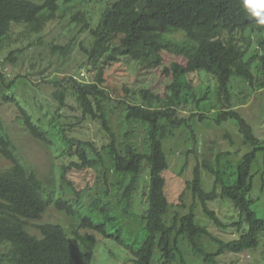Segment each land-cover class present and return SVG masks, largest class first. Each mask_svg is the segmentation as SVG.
<instances>
[{"label":"trees","instance_id":"1","mask_svg":"<svg viewBox=\"0 0 264 264\" xmlns=\"http://www.w3.org/2000/svg\"><path fill=\"white\" fill-rule=\"evenodd\" d=\"M96 1L0 0V51L15 27L41 34L49 23L71 14V24L80 25V32L91 39L89 46L81 43V50L93 75L90 83L75 77L65 79L66 85L59 83L52 94L59 108L50 128L35 122L15 97L2 95L4 89L14 91L16 82L0 75V97L19 108L36 139L53 148L59 181V190L48 187L0 123V155L11 162L0 171V264H95L102 244L115 257L122 252L133 264H194L190 251L201 264H223L227 254L248 252L258 254L248 264H264V214L255 209L258 200L253 195L260 157L264 165V138L233 104L239 83L251 93L264 91V28L245 16L239 0H99L106 5L93 25L90 11L79 8ZM71 45H53L52 50L68 53ZM23 51L12 50L2 62L16 63L17 53ZM128 64L141 74L160 73L164 89H156L154 83L132 93L125 84L121 97H115L109 73ZM199 84L205 89L202 97ZM71 98L85 119L104 130L101 144L69 134L56 120ZM213 98L215 115L181 117L183 108L198 110ZM196 119L217 126L234 124L250 148L233 167L222 158L232 153L204 159L186 187L216 227L234 228L238 238L228 242L202 225L194 209L171 214L166 145L185 127L197 149L201 141ZM89 170L102 172L104 187L85 208L81 197L89 188L78 187L75 177ZM203 171L214 178L211 190ZM218 202L232 206L230 223L211 208ZM52 208L72 223L43 222ZM205 237L217 251L201 244Z\"/></svg>","mask_w":264,"mask_h":264},{"label":"rangeland","instance_id":"2","mask_svg":"<svg viewBox=\"0 0 264 264\" xmlns=\"http://www.w3.org/2000/svg\"><path fill=\"white\" fill-rule=\"evenodd\" d=\"M43 3L44 0H33ZM106 5V1L97 0L95 3H86V7L81 10H89L91 22L96 25L101 13ZM79 9L74 10L75 12ZM81 26L71 24V14L65 19L49 23L41 34L31 32L25 26L15 27L11 39L2 46L0 51V75L4 74L7 79L14 80L16 86L14 91L4 89L2 95L8 93L15 97L20 105L29 113L35 122L40 120L46 127L59 108V104L53 99L52 94L59 89V83L69 77H75L80 82L90 83L93 75L88 72L86 57L81 50V43L89 46L91 39L87 32H80ZM42 35V42L39 44V37ZM72 43L68 53L53 52V45L66 46ZM29 44H31L29 46ZM27 47V48H26ZM24 49L22 53H17L16 63L2 62V56L8 55L12 50ZM134 65H124L116 71H110V85L116 89L115 97L122 95V87L126 84L131 92L139 91L142 86H152L158 90H163L166 81L160 73L141 74L136 72ZM64 85H66L63 82ZM204 88L201 84L197 87L200 97L203 96ZM129 99V98H128ZM130 100V99H129ZM234 109L239 111L251 124H253L260 137L264 138V91L251 93L248 86L239 83L235 87L233 96ZM217 100L200 104L198 110L192 107L183 108L181 117L189 120L194 113L204 114L211 117L218 110ZM216 106V107H215ZM58 123L66 131L80 139L94 141L101 144L104 140V130L99 123L85 119L78 109L77 104L71 98L66 105L62 106L58 115H55ZM118 116H114L116 123ZM194 127L201 144L196 149L187 129L184 127L178 131L174 140L166 145L169 156L170 168L166 172L167 194L172 204L171 214L189 213L194 209L199 222L204 225L215 237L225 242L238 238V234L233 229L218 228L204 213L203 207L198 200H195L192 191H186L189 181L193 179L195 167L202 163L204 159L214 160L218 155L232 153L230 156L223 155L222 158L229 160V167L237 165L244 154L250 148L243 142L237 127L234 124L217 126L207 119H196ZM0 123L6 128L19 154L25 162L35 169L46 185L52 189H58V172L55 168L53 148L41 140L36 139L26 128L22 114L13 103L4 101L0 97ZM195 150V152H193ZM11 166V162L0 155V171ZM255 190L254 197L258 200L255 209L260 214H264V165L260 157L255 166ZM203 178L207 190H211L214 178L203 171ZM77 186L81 189L89 188L82 194V203L85 208L96 195V192L104 187L103 174L99 170H89L75 177ZM88 185V186H87ZM114 193V192H113ZM185 196L180 201L181 195ZM211 208L226 224L231 222L234 215L232 206L228 203H213ZM43 222L62 224L68 226L72 221L57 211L55 208L49 210ZM129 223L132 221H128ZM135 228L133 223H130ZM130 228V230H133ZM201 244L209 251H217L218 246L205 237ZM108 247L102 244L96 252L95 264H133L129 257L119 252L115 257L108 252ZM258 255V254H257ZM256 254L243 253L239 255L227 254L223 257V264H248L256 257ZM189 258L194 264H201V260L190 251Z\"/></svg>","mask_w":264,"mask_h":264},{"label":"clouds","instance_id":"3","mask_svg":"<svg viewBox=\"0 0 264 264\" xmlns=\"http://www.w3.org/2000/svg\"><path fill=\"white\" fill-rule=\"evenodd\" d=\"M239 3L245 16L264 28V0H239Z\"/></svg>","mask_w":264,"mask_h":264}]
</instances>
